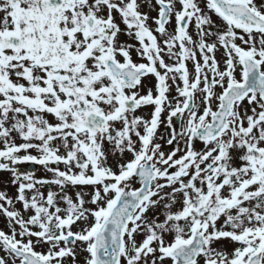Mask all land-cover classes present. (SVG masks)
<instances>
[{
	"label": "snow or ice",
	"instance_id": "snow-or-ice-1",
	"mask_svg": "<svg viewBox=\"0 0 264 264\" xmlns=\"http://www.w3.org/2000/svg\"><path fill=\"white\" fill-rule=\"evenodd\" d=\"M0 264H264V0H0Z\"/></svg>",
	"mask_w": 264,
	"mask_h": 264
}]
</instances>
